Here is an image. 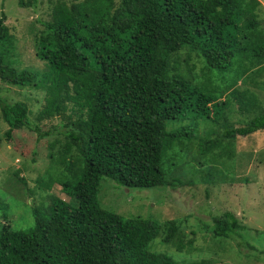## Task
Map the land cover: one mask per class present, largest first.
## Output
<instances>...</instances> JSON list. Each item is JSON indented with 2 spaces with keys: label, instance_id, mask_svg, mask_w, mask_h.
I'll return each instance as SVG.
<instances>
[{
  "label": "trees",
  "instance_id": "trees-1",
  "mask_svg": "<svg viewBox=\"0 0 264 264\" xmlns=\"http://www.w3.org/2000/svg\"><path fill=\"white\" fill-rule=\"evenodd\" d=\"M260 6L259 0H112L89 22L72 3L35 33V55L46 66L36 72L16 68V39L3 13L0 92L2 83L47 91L44 113L71 127L63 145H51L52 161L38 180L53 192L59 186L68 201L51 197L44 209H32L27 230L2 225L0 264H181L150 249L160 236L177 252L196 249L179 219L158 225L108 209L102 185L110 179L130 190L182 186L180 176L196 172L198 163H220L237 153L239 139L264 132V99L251 88L264 85ZM233 113L243 118L234 122ZM29 114L25 102L0 94L6 138L24 128L40 131ZM213 222L205 225L214 242L244 228L232 212Z\"/></svg>",
  "mask_w": 264,
  "mask_h": 264
},
{
  "label": "rangeland",
  "instance_id": "rangeland-1",
  "mask_svg": "<svg viewBox=\"0 0 264 264\" xmlns=\"http://www.w3.org/2000/svg\"><path fill=\"white\" fill-rule=\"evenodd\" d=\"M26 1L31 2V5L22 7L18 0H0V18L4 13V24L16 39V56L20 60L15 65L16 68L19 71L31 68L34 72L46 68L44 62L36 57L34 47L35 33L43 27L42 22L60 20V14L56 16L55 13L66 15L72 3L86 14L89 22L96 21L112 2ZM259 1L260 20L264 22V0ZM200 67L199 63L198 71ZM260 79L264 81V73ZM1 85V97L10 103L25 102L30 109L32 126H38L40 130L35 131L32 127L13 131L12 138L8 139L5 136L8 127L0 117V227L10 224L13 229L27 230L34 225L32 209H44L51 197L67 200L59 186L53 192L40 187L38 180L45 178V170L52 161L51 152L54 150L51 145L54 142L57 148L63 145L66 138L64 131L71 126L62 127L61 122L67 123L68 119L52 118L44 113L47 91L3 83ZM251 88L264 99L263 84ZM230 116L234 122L243 118L240 114L236 116V113ZM179 125L176 124V127ZM203 126L202 124L199 132L204 130ZM254 135L239 139L237 153L231 157L224 156L219 158L220 163H208L207 166L198 163L197 168H191L196 172L189 173L188 176L181 175L184 183L182 186L130 190L119 188L113 180L104 181L102 204L118 213L132 212L130 217L151 218L158 225L166 220L179 219L182 234L187 239L195 240L196 249L189 254L177 252L175 248L162 242V236L150 244V249L166 254L181 264L201 260L209 261L210 264H264V132ZM210 173L213 180L206 184L203 178ZM218 173L222 175L219 177ZM19 178H23L24 182ZM28 188L34 189V193H23ZM225 212H232L244 228L238 229L226 241L214 242L212 230L205 224L213 226V218ZM2 217H8V220ZM218 242L224 245L223 248L219 247ZM218 247L222 250L215 252Z\"/></svg>",
  "mask_w": 264,
  "mask_h": 264
}]
</instances>
